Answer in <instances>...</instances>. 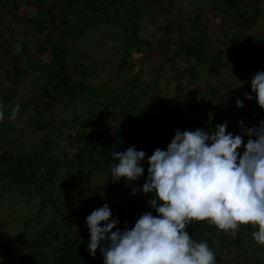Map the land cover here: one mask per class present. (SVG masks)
Here are the masks:
<instances>
[{
  "label": "crops",
  "instance_id": "0c3cea01",
  "mask_svg": "<svg viewBox=\"0 0 264 264\" xmlns=\"http://www.w3.org/2000/svg\"><path fill=\"white\" fill-rule=\"evenodd\" d=\"M27 1L8 3L16 22L0 10V105L3 122L12 121L19 134L16 145L0 152L4 223L13 217L21 225L59 220L57 189L46 183L58 185L67 173V180L77 181L101 205L131 214L152 197L131 194V186H142L147 163L140 180L128 185L111 175L113 153L134 145L151 155L166 148L177 128L213 129L223 122L226 91L249 84L264 69V0H208L199 18L190 16L196 15L191 10L163 40L134 45L127 66L116 71V91L103 102L91 95L103 84L56 53L61 24L54 5L37 8ZM143 119L156 125H142ZM24 188L36 189L42 198L30 202L32 214L26 217ZM50 231L48 226L40 234L48 239Z\"/></svg>",
  "mask_w": 264,
  "mask_h": 264
},
{
  "label": "clouds",
  "instance_id": "9594fccd",
  "mask_svg": "<svg viewBox=\"0 0 264 264\" xmlns=\"http://www.w3.org/2000/svg\"><path fill=\"white\" fill-rule=\"evenodd\" d=\"M250 89L244 97L254 94L264 109V69L251 77ZM235 105L243 107V99L237 97ZM4 115L0 105V120ZM238 124V133L228 131L226 122L211 130L177 128L166 148L151 155L134 145L115 151L111 175L128 185L140 180L147 163L142 186H131V194L151 193L147 203L155 214L142 212L131 227L125 222L120 228L108 203L93 209L85 217L89 254L94 257L99 248L103 264H216L208 242H197L187 231L194 220L233 237L241 225L251 224L257 229L252 237L264 245V119L252 127Z\"/></svg>",
  "mask_w": 264,
  "mask_h": 264
},
{
  "label": "rangeland",
  "instance_id": "374dc122",
  "mask_svg": "<svg viewBox=\"0 0 264 264\" xmlns=\"http://www.w3.org/2000/svg\"><path fill=\"white\" fill-rule=\"evenodd\" d=\"M9 2L12 0H0V10L7 12L16 22L15 12L8 5ZM207 2L208 0H28L26 4L37 8L40 5H54L59 16L57 22L61 24L56 38V53L64 55L76 72L87 75L91 80H99L103 84L100 94L92 92L91 95L108 102L112 98L111 92L116 91V71H119V67L121 70L127 66L129 57L131 59L130 50L134 49V45L163 40L170 29L189 17L191 10L196 15L190 16L199 18L202 15L201 9L206 7ZM65 40L66 47L63 46ZM122 79L124 80L121 75L120 82ZM122 91L121 88L120 92ZM250 91L249 82L240 89L230 88L222 96L225 103L221 115L223 122L227 123L228 131L240 132L238 121L242 120L246 127H252L264 119V109L258 106L254 94L251 100L244 97V93ZM237 97L243 99V107L235 105ZM141 122L150 121L143 119ZM4 123L0 120V152L16 145L19 135L12 121ZM23 130L25 135L29 134L28 128ZM247 139L244 136V140ZM68 171L70 174V169ZM67 177L70 178L68 173L58 185L53 181L46 183L57 189V198L53 201L55 215L60 216V219L55 223L50 220L34 224L25 222L21 225L15 222L14 217L4 223L2 218L6 215L0 214V258L6 260L0 264H64V259H59L60 253L68 254L67 249L70 248L72 252L79 243L88 240L85 217L101 204L86 195L77 181L70 182ZM2 180L0 177V189L3 188ZM21 193L25 200L21 213L26 217L32 214L30 202L34 199L41 201L42 198L39 199L40 194L34 188H24ZM53 194L52 190L51 195L54 196ZM124 209L130 211L134 208ZM35 211L39 216L43 207L40 206ZM112 212L113 216H117L114 210ZM193 225L198 226L194 240L208 242L216 254V264H264V245H259L252 237L251 233L257 229L251 228V224L241 225L235 237L206 221L195 224L192 221L187 226L189 234ZM48 226L51 231L47 239L40 232ZM84 248L87 251V246ZM68 261L69 264H103V257L97 253L93 257L87 251L84 256H69Z\"/></svg>",
  "mask_w": 264,
  "mask_h": 264
},
{
  "label": "trees",
  "instance_id": "16d2710c",
  "mask_svg": "<svg viewBox=\"0 0 264 264\" xmlns=\"http://www.w3.org/2000/svg\"><path fill=\"white\" fill-rule=\"evenodd\" d=\"M245 141V140H244ZM246 142V141H245ZM240 151H241V153H242V151H243V148H241L240 149ZM150 199V198H149ZM149 199H147L146 201H144L143 203H141V204H139L136 208H135V210L131 213V214H129V215H127V214H125V212L122 210V209H120V208H118V207H116V208H114L113 210L117 213V217H119V220H120V224H118L117 225V227H120V228H124L125 227V222H127V226L128 227H131L133 224H134V221H135V219L142 213V212H146V211H152L153 212V214H155V210L154 209H152V208H150V206L148 205V203H147V201L149 200ZM198 221H193V224H195V223H197ZM253 226L251 225V228H252ZM196 229H198V226H196V225H193L192 226V229H191V232H190V235H191V237H192V239H194L195 238V235H196V233H198V231H196ZM87 243H88V240L86 241V240H84V241H82L81 243H79L78 245H77V247H76V249L74 250V251H72L71 252V249L69 248V249H67V251H68V254H63V253H60V258L59 259H61V258H63L64 259V264H69L70 262L68 261L69 260V256H84L85 254H87V251L85 250V248L84 247H86L87 246ZM68 248V247H67ZM97 254H101L100 253V251H99V248L97 249V252H96ZM58 259V260H59ZM55 261H57V260H55ZM54 261V262H55ZM71 264H82V262L80 263H71Z\"/></svg>",
  "mask_w": 264,
  "mask_h": 264
},
{
  "label": "built area",
  "instance_id": "2783aa9c",
  "mask_svg": "<svg viewBox=\"0 0 264 264\" xmlns=\"http://www.w3.org/2000/svg\"><path fill=\"white\" fill-rule=\"evenodd\" d=\"M141 124L145 125V126H155L156 122L154 120H152L150 122H142Z\"/></svg>",
  "mask_w": 264,
  "mask_h": 264
}]
</instances>
